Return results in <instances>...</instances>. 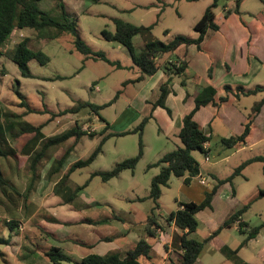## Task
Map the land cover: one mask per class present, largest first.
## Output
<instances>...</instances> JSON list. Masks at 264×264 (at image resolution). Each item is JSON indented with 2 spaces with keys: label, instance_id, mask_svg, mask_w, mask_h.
<instances>
[{
  "label": "rangeland",
  "instance_id": "1",
  "mask_svg": "<svg viewBox=\"0 0 264 264\" xmlns=\"http://www.w3.org/2000/svg\"><path fill=\"white\" fill-rule=\"evenodd\" d=\"M206 1L212 0H43L39 3L41 8L60 21H75L83 40L94 51L105 54L118 64L113 65L101 59L95 60L78 52L74 47L72 34H62L50 39L39 38L37 32L30 28L17 29L10 36L6 49H11L20 40L29 38L31 48L43 51L49 57V61L44 64L36 60L30 61L29 66L35 77L25 78L16 63L0 54V101L10 111L23 115L25 122L33 125L44 124L43 132L49 135L66 129L70 119L75 118L83 123L80 117L87 116L90 109L82 108V114L75 116L72 113L57 116L61 111L73 108L80 102L100 105L104 103V97L115 98L119 93L113 106L108 105L100 110V114L110 121L117 110L131 102L134 85H124L123 82L134 79L137 68L128 59L125 52L127 50L120 51L118 43L105 40L102 31L105 29L115 31L113 18L140 26H150L158 21L151 38L165 42L173 39L179 32L185 33L186 30H190V24L197 21L207 7ZM260 5L259 0H245V9H241L243 15L241 13L233 15L238 23L248 21L250 18L244 11H249L255 16ZM154 7H160L164 11H157L153 9ZM220 10L221 6L215 9L216 13ZM215 21L218 25L222 24V20L217 17ZM166 29L169 30V34L165 33ZM136 43L138 46L139 40ZM191 72L194 73L195 70L191 69ZM17 81H20V84ZM17 89L20 94H17ZM255 99L256 96L251 95L247 101L251 104ZM88 116L84 123L101 125L103 122L94 115ZM5 122L7 120L4 118ZM97 131L91 130L92 133ZM156 135V126L148 125L145 141L153 143ZM99 138L100 135L93 138L84 137L68 158L87 159L98 146ZM26 139L28 138L24 136L18 140H11L10 146L16 149V157L0 159V170L9 182L5 186L6 192L0 187V264H52L44 257L52 246L61 247L69 253L72 263L80 262V255L87 252L89 243L101 239L93 251L100 254L123 244L124 241L117 236L115 227L135 225L136 231L144 229L141 220L151 213L154 206L151 199L141 200L150 193V172L155 170L147 169L146 160L148 158L153 160L155 157L147 154L145 162L140 160L134 171L135 177L132 170H125L109 181H103L100 176L92 177L94 172L109 171L117 162L136 156L138 134L109 138L104 143L103 152L94 162L75 170L69 176L61 186L67 193L65 196L77 193L75 191L78 187H83V191L77 193L71 202H66L63 195H58L54 191V184L62 175L48 176L53 163L51 158L43 161L38 170V179L28 192L31 176L28 170V157L33 149L27 153L23 152ZM212 142L213 154L217 153L219 148L227 150V146L220 142L218 136H215ZM56 152L57 150L53 149L50 155ZM248 154L243 152L236 155L228 168L231 170L238 166ZM195 155L201 156V153L198 151ZM247 170L253 182H256L262 177L263 164L255 162L250 164ZM181 181L180 177L172 176L169 185L162 188L160 209L156 210L160 223L179 207ZM236 190L237 199L251 203L248 218L252 224L256 225L258 220H264V215L261 217L259 213L256 214V211H264V198L257 203L252 201L258 191L256 189L254 191L250 186H240ZM86 195L92 196L97 202L85 201ZM8 220L17 222L14 229L10 227ZM203 229L204 226H201V230H196L192 236L204 241L208 233ZM221 231H224L223 235L229 237L228 241L232 245L238 244V240L245 236L234 229ZM200 259L207 264H225V261L227 264H233L227 260L223 252L212 250L209 243L205 245ZM140 260L143 264H163L162 259L157 256L154 260L146 257ZM251 260L258 262L255 258Z\"/></svg>",
  "mask_w": 264,
  "mask_h": 264
},
{
  "label": "crops",
  "instance_id": "2",
  "mask_svg": "<svg viewBox=\"0 0 264 264\" xmlns=\"http://www.w3.org/2000/svg\"><path fill=\"white\" fill-rule=\"evenodd\" d=\"M235 1L236 0H222L220 2L219 6H221V10L219 13H216V11L215 13L216 17L222 20V24H219V30L210 31L206 35L201 44V49L198 48L196 44H182L172 53L160 56L159 61L162 67L155 74L146 75L141 81L128 83L134 85L131 102L129 105L117 110L110 121L106 120L101 114L98 116L89 107L88 109L90 110L87 112L88 114H86L88 116L90 113L89 116L94 115L96 118L103 120L101 125L97 124L99 129L94 136L96 137L97 135H100V141L108 134L111 135L109 138L123 136L119 134L135 128L144 117H150L143 133L145 151L141 159L142 162H145L147 154H149L150 157H155L153 160H149V158L146 160L148 169V165L156 162L166 153L182 145L180 131L183 125L184 116L195 107V98L204 87L211 85L216 88L215 103L211 102L206 106H202L195 114V120L200 124L203 132L210 138V140L205 143L207 146L206 152L199 151L201 156L195 155V152L198 151L194 152L195 158L200 162V176L193 177L189 183L185 182L184 177H180L182 181L179 183L180 198L178 199V202L202 203L205 200L207 193L216 189L211 201V206L206 207L197 213V218L199 220L197 230H201V226H204L203 231L208 233V236L219 230V232L208 242L212 246V250L222 252L221 249L224 246H229L233 249L239 248V255L245 262L250 264H260L264 263V220H258L259 222L256 225L252 224L250 221L251 219L248 218V213L251 210V203L241 202L237 199L236 189L240 186H250L254 191L256 189L258 193L261 189H264V163L260 162L263 164V173L262 177L256 182H253L252 176L247 170V167L250 164L245 166L239 174L233 176V173L237 167L248 159L256 156H264V104L261 106L257 114L255 116L253 115L254 108L263 99L264 93L259 92L254 94L253 96H256V99L249 104L247 101V95H241L240 98H237L234 92L227 91L225 87L232 86V88L236 90L237 87L253 89L257 86H264V2L259 0L261 5L258 6V12L255 16L252 15L251 12L245 10L244 12L248 14L250 19L238 23L233 15L236 14L234 12L236 7ZM206 2L207 7L205 10L213 3V0L211 2ZM75 4H77V2ZM153 9L160 12L164 11V9L162 10L160 7H154ZM241 9H245V0H243L240 5V13L243 15ZM76 11H78V9ZM201 17L190 24V30H186L187 32L185 33L179 32L178 34L197 38L198 33L194 31V25L201 19ZM153 24L156 26L158 21H155ZM165 31H167L165 32L166 34H169L168 29ZM137 40H139L138 46L136 43ZM170 40L172 39L170 38L165 42H169ZM134 45L136 51H141L145 45V39L141 36H136L134 38ZM118 48L120 51L127 50L125 52L128 59L133 63V66H135L130 51L121 44H118ZM182 61H186L188 64L184 74L179 76L173 75V70L169 72L165 71L164 68H168L169 66V68H171L173 67L172 64H178ZM135 67L137 68L136 76L134 79L132 78L128 80H135L142 75L141 69L137 66ZM191 69H194L195 72L192 73ZM168 76L172 77V82L169 85V93L165 100L166 107H154V103L160 97L161 86L164 84ZM184 79L185 85L182 83ZM95 87L100 89L98 86ZM226 96L228 99L221 101V98ZM243 97L245 99H243ZM115 99L116 96L115 98L104 97V103L100 105L107 104V106H113L117 102ZM72 114L75 116L77 114H82V112L80 110L79 112ZM67 115H70V113ZM87 116L83 115L80 118L85 122ZM252 116V128L246 143L237 144L230 148L226 147L221 140L223 138H230L242 134L245 125L250 121ZM76 123H79L80 125L83 124L75 118L70 119L66 129L71 128ZM148 125L152 127L156 126L157 128V135L154 137V141L151 144L145 141V133ZM56 134H49L46 136H53ZM215 136H218V139L227 150L219 148L218 152L213 154L214 144L212 139ZM84 137H82L80 141ZM243 152H248V156L245 157L238 166L231 168L230 170L228 165L232 158ZM207 156L208 159L206 158ZM79 159L68 158L63 170L58 174L64 175L68 171V169H66V171L65 168ZM151 170L154 171L150 172V182L152 181V178L159 173L160 168L154 167L151 168ZM132 172L135 177V172ZM201 177L205 178V183L201 182ZM230 177H232L231 180L227 181ZM60 179L61 177L59 180ZM59 180H57L54 185H56ZM258 193L253 197V203H257L264 198H257ZM85 201L92 203L97 202L93 200L92 196L90 197L87 195ZM247 204H249V207L239 219L240 226H238L236 222L230 226H224L225 221L230 215ZM257 213H259L261 217L264 215V211L261 210L256 211V214ZM148 215L149 214L141 220V222L144 223V229H142V231H136L134 229L135 225L132 227H115L117 236L121 237L124 243L119 244L102 254L104 255L111 251H117L122 257H125L127 251L133 248L137 242L145 236V224ZM158 223L161 226L160 229L165 231L166 240L165 242L160 241L158 230L155 237L149 238L153 249L152 256L148 259L154 260L157 256L162 259L163 264H181L180 259L184 250L178 242V237L181 234L186 233L187 230H179L175 225V222L173 220L169 221L168 217L164 219L163 223H160L159 220ZM222 226L224 227L222 228ZM258 226H261L258 234L251 237L247 244L242 245V242L252 228ZM222 229H234L245 236L241 240H238V244L232 245L228 241L229 237L223 235L224 231H221ZM190 237H193L192 234H190ZM66 238L68 237L66 236ZM100 241L102 240L99 239L94 243H89L87 246V252L81 254L80 258L82 259L89 253H96L93 251L99 245ZM75 244H77V241H75ZM204 250L205 246L202 253ZM200 256L194 264H207L200 259ZM253 258L258 262H253V260H251ZM227 260L229 259L227 258ZM226 262L227 261H225V264H227ZM229 262L232 261L229 260Z\"/></svg>",
  "mask_w": 264,
  "mask_h": 264
},
{
  "label": "trees",
  "instance_id": "3",
  "mask_svg": "<svg viewBox=\"0 0 264 264\" xmlns=\"http://www.w3.org/2000/svg\"><path fill=\"white\" fill-rule=\"evenodd\" d=\"M41 1L43 0H0V54L6 56V58L16 63L23 77H35L29 66L30 61L36 60L44 64L49 61V57L43 51L31 48L29 44V38H24L23 40L17 42L11 49H6L10 36L17 29L30 28L37 32L39 38L45 37L50 39H55L62 34H72L74 36V47L78 52L95 60L101 59L113 65L118 64L117 62L107 58L105 54L94 51L78 33V27L75 21H60L54 18L47 10L39 6ZM221 1L222 0H213V3L205 10L201 19L194 25V31L198 33L197 38H191L184 34H178L169 42H164L151 38V34L156 23L150 26H140L120 18H113L115 31L112 32L107 29L103 30V38L107 41L115 42L126 47L131 53L134 65L139 67L142 72V75L137 79L127 80L123 84L127 85L131 82H138L143 80L146 75L155 74L162 67L159 61L160 56L167 53H172L182 44H196L198 48L201 49V44L204 41L206 35L210 31L219 30V25L215 21V9L219 6ZM242 1L243 0L235 1V13H240V5ZM261 1L264 2V0ZM138 35L143 36L145 39V45L139 52L136 51L134 45V38ZM172 66L173 67L171 68H169L170 66L168 68H164L165 71L169 72L173 70V75L180 76L185 73L188 64L186 61H182L178 64H172ZM171 82L172 77L168 76L164 84L161 86V94L159 99L154 103V107H166L165 100L168 96L169 85ZM18 83L20 84V81ZM182 83L185 85V79L182 81ZM225 89L227 91L234 92L237 98H240L241 95L249 96L259 92L264 93V86H257L253 89L237 87L236 90H234L232 86H227ZM216 92V88L208 85L198 93L195 98V107L183 118V125L180 131L182 145L166 153L156 162L148 165V169L159 167L160 171L152 178L148 197L142 198L141 200L151 199L154 203V206L151 210V213L148 215L145 224V236L142 237L133 248L127 251L125 257H122L117 251H111L104 255L89 253L84 256L80 262L72 263L71 255L58 246L50 247V249L44 254V257L52 264H61L62 262H68L72 264H143L140 260L142 257L151 258L153 247L152 243L149 241V238L155 237L157 230L161 227L158 223V215L156 210L160 209L159 199L162 194V188L169 185L172 176L184 177L185 182L189 183L193 177H196L200 174V162L195 158L194 152H206L205 143L210 140V138L203 132L200 124L195 120V114L202 106H206L211 102L215 103ZM17 94H20L18 89ZM118 95L119 93L116 95V98ZM227 99V96L222 97L221 101H225ZM263 104L264 97L255 106L253 114L254 116L257 114ZM105 106H107V104L97 105L90 102H80L73 108L61 111L59 114H57V116H63L68 113H77L85 107H89L95 114L100 116V110ZM168 111L170 112L169 109ZM4 118L7 120L5 123ZM149 119L150 117H144V119L135 128L119 134H138L139 142L137 155L117 162L109 171L94 172L92 177L100 176L103 181H109L112 178L120 175L125 170L135 171L137 164L144 155L145 144L143 140V133ZM252 123L253 116L245 125L242 134L232 136L230 138H223L221 140L222 143L229 148L234 147L237 144L246 143L252 128ZM44 126V124L33 125L25 122L23 120V115L10 111L0 101V159L2 157L6 159L10 157H16L17 151L10 146V141L18 140L24 136H26L28 139H26L27 141L23 146V152L27 153L33 149L31 155L28 157V170L30 172L29 174H31L29 179L30 182L28 184V192L32 189L34 183L38 179V170L44 160L51 158L53 162L48 176L58 174L63 170L68 156L72 152L73 148L78 144L80 139L84 136L93 138L96 135V133H88L84 131L81 125L76 123L71 128L62 131L59 134L46 136L43 132ZM110 136V134L106 135L87 159H79L74 162L55 185L54 191L58 195H63L66 199V202L73 201L74 196H76L77 193H81L83 191V187H78V189L75 191L77 193H73L67 197L65 196L67 193H65L63 188H61L62 184L69 179V176L75 170L86 167L94 162L103 152L104 143ZM53 149H56L57 152L56 154L50 155ZM257 161L264 163V156H256L248 159L235 169L233 176L239 174L248 164ZM231 178L232 177L227 179V181H230ZM8 184V180L4 177L2 171L0 170V187L3 192H6L5 186ZM12 189L16 191L15 188ZM215 192L216 189L210 193H207L206 198L202 203L179 202V208L176 211H172L168 216V220H173L179 230H187L186 233H183L178 237V242L180 243L181 248L184 250V253L180 259L181 264H194L202 253L205 244L208 243L219 232V230L215 231L204 241L190 237V234L195 232L199 226L197 213L206 207L211 206V201ZM261 197H264V189H261L258 193L257 198ZM248 207L249 204L230 215V217L225 221L224 226H230L239 220L240 216ZM8 223L12 229H14L17 224V222L12 220H8ZM260 228L261 226L252 228L245 240L242 242V245L247 244L251 237L257 235ZM221 251L234 264H250L245 262L239 256V248L233 249L229 246H224L222 247Z\"/></svg>",
  "mask_w": 264,
  "mask_h": 264
},
{
  "label": "built area",
  "instance_id": "4",
  "mask_svg": "<svg viewBox=\"0 0 264 264\" xmlns=\"http://www.w3.org/2000/svg\"><path fill=\"white\" fill-rule=\"evenodd\" d=\"M81 127H82V129L84 130V131H86V132H88V133H92L91 132V130L92 131H96V130H98L99 129V127H98V125H96V124H90V123H84L83 125H81ZM89 128L91 129V130H89ZM205 149H207V146H206V144H205ZM207 159H208V156L206 157ZM200 176V175H199ZM201 182H203V183H205L206 182V180H205V178H202L201 177ZM236 223L238 224V226H240V222H239V220H237L236 221ZM158 234H159V239H160V241L161 242H165V240H166V237H165V231L163 230V229H158Z\"/></svg>",
  "mask_w": 264,
  "mask_h": 264
}]
</instances>
